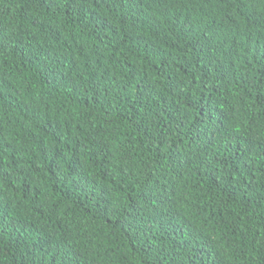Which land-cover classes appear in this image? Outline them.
Instances as JSON below:
<instances>
[{"label":"trees","instance_id":"trees-1","mask_svg":"<svg viewBox=\"0 0 264 264\" xmlns=\"http://www.w3.org/2000/svg\"><path fill=\"white\" fill-rule=\"evenodd\" d=\"M0 264H264V0H0Z\"/></svg>","mask_w":264,"mask_h":264},{"label":"clouds","instance_id":"clouds-1","mask_svg":"<svg viewBox=\"0 0 264 264\" xmlns=\"http://www.w3.org/2000/svg\"><path fill=\"white\" fill-rule=\"evenodd\" d=\"M248 30H255L258 34L262 35L263 28L260 24L253 20L245 24L244 38L248 35Z\"/></svg>","mask_w":264,"mask_h":264}]
</instances>
